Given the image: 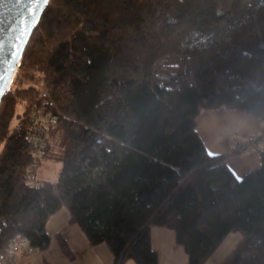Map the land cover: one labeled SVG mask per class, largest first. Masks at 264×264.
Masks as SVG:
<instances>
[{
	"label": "trees",
	"instance_id": "1",
	"mask_svg": "<svg viewBox=\"0 0 264 264\" xmlns=\"http://www.w3.org/2000/svg\"><path fill=\"white\" fill-rule=\"evenodd\" d=\"M220 109L264 118V0H51L0 104V253L18 237L46 250L65 208L114 264H159L152 226L174 230L186 264L232 232L220 264H264V142L237 178L198 131ZM42 161L57 180L32 184Z\"/></svg>",
	"mask_w": 264,
	"mask_h": 264
},
{
	"label": "crops",
	"instance_id": "2",
	"mask_svg": "<svg viewBox=\"0 0 264 264\" xmlns=\"http://www.w3.org/2000/svg\"><path fill=\"white\" fill-rule=\"evenodd\" d=\"M198 131L208 152L212 156H216L230 152L232 143L262 133L264 131V118L256 120L244 113L223 109L207 111L198 118ZM47 162L42 161L39 167L45 169ZM226 163L234 175L240 179L248 172L258 168L261 162L256 149L254 152L244 155L230 154L226 158ZM44 171L46 172V170ZM59 214H63L62 217H59ZM47 231L51 237V243L46 250L40 251L43 256L49 254L51 244L56 240L57 243L55 244L59 246L60 252L63 250L65 254L72 255L73 258L76 255L89 254V264H113L114 262V256L108 247L90 245L79 226L70 222V214L67 209L60 210L59 213L50 218ZM155 234H157L155 236L157 238H154L151 230L152 246L158 252L159 264L161 253L166 256L165 264H176L175 255L179 251L176 247L175 235L162 231V229L155 231ZM62 241L67 250H64ZM156 241H158L157 244ZM32 258L31 256L23 258L19 264H36L37 262L34 261L36 258ZM44 264H50V262L45 259Z\"/></svg>",
	"mask_w": 264,
	"mask_h": 264
},
{
	"label": "water",
	"instance_id": "3",
	"mask_svg": "<svg viewBox=\"0 0 264 264\" xmlns=\"http://www.w3.org/2000/svg\"><path fill=\"white\" fill-rule=\"evenodd\" d=\"M50 1L45 3V0H0V104ZM25 29L30 31L20 43L19 56L13 57L14 46L18 43L17 37Z\"/></svg>",
	"mask_w": 264,
	"mask_h": 264
},
{
	"label": "rangeland",
	"instance_id": "4",
	"mask_svg": "<svg viewBox=\"0 0 264 264\" xmlns=\"http://www.w3.org/2000/svg\"><path fill=\"white\" fill-rule=\"evenodd\" d=\"M36 85L40 86V83L37 82ZM17 112L18 113L21 112V107L17 108ZM253 119H256V118H253ZM256 120H262V118H258ZM257 134H259V133H257ZM255 150L256 149H254L253 151L250 150L247 153L254 152ZM247 153H244V154H247ZM244 154H234V155H244ZM46 164L47 165H46L45 169H42L39 166L35 167V171H34L33 175L35 176L36 184H40L43 181L55 182L57 180L61 165L58 163L54 164L52 162H47ZM44 170H46V172ZM63 209H65V208H63ZM62 215L63 214H59V217H62ZM158 229H160V230L162 229V231H167V232L175 235L174 230L161 228V227H157V226H152L151 230L153 231L154 238H157V237H155V236H157V234H155V231H158ZM241 237H242V234L240 232H232L231 234H229L226 237V239L223 241V243L220 245V247L216 250L214 255L206 262V264H220L228 256V254L232 251V249L236 246V244L239 242ZM58 241H59V239H58ZM157 242L158 241H156V244H157ZM55 243H57L56 240H54L53 243L51 244V248L48 252L49 253L48 255L44 254V256H43V254L40 251H38L31 256L33 258H36L34 260L35 262H37L36 264H44L45 259L48 260L50 262V264H89V262H90L89 261V254L76 255L73 258L72 255L65 254L63 250H62V252H60L61 250H60L59 246ZM100 245H101V247H108L107 244H100ZM176 247L179 251L175 255L176 264H184L185 261L187 262V255L181 246L177 245ZM44 257H45V259H44ZM164 260H166V256H164L161 253L160 264H165ZM113 264H114V262H113ZM122 264H135V263L132 260H125Z\"/></svg>",
	"mask_w": 264,
	"mask_h": 264
},
{
	"label": "built area",
	"instance_id": "5",
	"mask_svg": "<svg viewBox=\"0 0 264 264\" xmlns=\"http://www.w3.org/2000/svg\"><path fill=\"white\" fill-rule=\"evenodd\" d=\"M52 122L48 119L38 121L34 135L35 140V152L34 155L38 159L42 160L47 146V140L49 130ZM264 142V131L260 134H254L250 137L234 142L230 145V153L232 154H244L252 149H259ZM35 168L31 169L30 183L35 184L34 173ZM35 248L24 237L16 238L5 253H0V264H19L20 260L32 256L35 253Z\"/></svg>",
	"mask_w": 264,
	"mask_h": 264
},
{
	"label": "snow or ice",
	"instance_id": "6",
	"mask_svg": "<svg viewBox=\"0 0 264 264\" xmlns=\"http://www.w3.org/2000/svg\"><path fill=\"white\" fill-rule=\"evenodd\" d=\"M45 3H47V0H45ZM30 30L29 29H25L24 31H22L20 33V35L17 37V40H18V43L17 45H15V50L14 52L12 53V56L13 57H16V56H19L20 54V43L23 42V38L24 36L29 32Z\"/></svg>",
	"mask_w": 264,
	"mask_h": 264
}]
</instances>
